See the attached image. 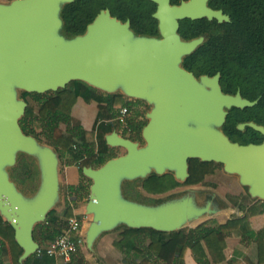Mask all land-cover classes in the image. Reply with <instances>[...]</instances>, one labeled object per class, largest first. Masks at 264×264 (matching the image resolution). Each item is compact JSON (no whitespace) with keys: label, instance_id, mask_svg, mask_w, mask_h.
Returning a JSON list of instances; mask_svg holds the SVG:
<instances>
[{"label":"water","instance_id":"1","mask_svg":"<svg viewBox=\"0 0 264 264\" xmlns=\"http://www.w3.org/2000/svg\"><path fill=\"white\" fill-rule=\"evenodd\" d=\"M74 1L0 2V217L12 226L23 251L19 264L35 256L40 248L34 236L36 226L63 202L60 154L21 127L28 108L24 92H57L79 81L149 107L142 142L114 130L105 135L107 145L126 153L99 168L82 169L91 181L82 236L93 254L99 240L121 226L173 233L225 214L227 209L214 196L207 200L198 188L158 205L125 196V183L152 174L172 173L185 183L190 160L223 165L224 172L237 177L252 199L264 202V141L241 145L222 130L230 109L252 107L257 101L224 94L220 74L197 78L183 67L203 38L184 41L178 33L180 21L211 18L207 0H190L181 6L153 0L159 4L155 17L160 21V38L135 35L129 23L112 17L109 10L102 11L84 34L67 38L61 33L62 13ZM248 126L264 136V127ZM20 155L36 165L33 193L23 192L12 179L11 170Z\"/></svg>","mask_w":264,"mask_h":264},{"label":"trees","instance_id":"2","mask_svg":"<svg viewBox=\"0 0 264 264\" xmlns=\"http://www.w3.org/2000/svg\"><path fill=\"white\" fill-rule=\"evenodd\" d=\"M11 1V0H7ZM100 2L97 0H78V2L69 5L63 10L62 18L64 27L61 33L67 38H72L82 34L85 31L86 25L91 23L97 14ZM69 9V13H67ZM67 14L70 20L67 19ZM184 39L189 40L194 37V34H183ZM183 67L189 72L194 73L197 77L206 74H214L217 70H213L209 64L207 57V45L202 46L195 54H192L184 59ZM22 98L28 103V108L25 116L20 121L21 127L28 135L36 137L39 141L47 143L55 148L60 154L62 165L78 166L82 174L83 167L92 166L99 168L108 160L118 157L115 149L110 148L105 140V135L120 130V127L115 123L103 124L93 130H86L76 122L73 116V111L80 99L87 103L95 102L100 113V119L114 120L119 111L124 107H129L131 104L126 101V97L121 94L109 95L102 93L87 84L75 81L67 85L65 89H60L57 92H49L46 94H29L22 93ZM33 100L38 107L37 113H33L31 109V101ZM140 102V101H137ZM142 103V102H140ZM234 114L225 126L235 128L236 120ZM131 132L141 135V131L145 122L136 121V119L128 120ZM72 129L70 135L66 134L62 126ZM124 137L133 141L138 138H133V135H128L129 130L124 131ZM132 134V133H131ZM133 136V137H132ZM100 137V142L98 141ZM131 137V138H130ZM222 165L214 162H202L200 160H190V177L185 182L186 185H196L204 181L208 174L214 173L215 169ZM12 179L25 193H33L37 188L38 171L34 161L26 156L20 155L18 164L11 170ZM172 173L159 176L152 174L145 180H137L124 184V193L128 199L152 203H161L152 198H144V193L149 195H161L181 186ZM74 190V188H71ZM80 188H78L79 191ZM89 196V193H87ZM146 202V201H145ZM244 215L233 217L225 224L217 228L209 227V223L205 222L196 228L183 229L173 233L157 232L152 229H129L121 226L116 231L120 232L121 240L115 243V246L122 252L128 254L129 251L141 253L142 246L145 241L149 240V245L146 250L156 256L157 261L163 264H181L186 252L190 249L193 257L202 262L207 259L204 250L203 242L215 253L220 263L225 261V250L227 248L226 239L232 233H241L248 235L258 243L260 256L264 255V230L254 233L248 230L247 223L251 217L264 213L256 206L250 208H242ZM74 216L73 207L67 205L63 212L57 210L51 212L47 220L43 224L36 226L34 231L35 239L40 245L49 244L56 237L62 235L67 228L68 221ZM0 264L6 255H11L14 264H19V257L22 254V249L15 241V232L10 224L5 222L0 217ZM48 257L38 258L36 255L31 257L26 264H30L36 260H40V264H52ZM70 264H87L83 256L73 255ZM140 264H146L142 262ZM264 264V257L260 258V263Z\"/></svg>","mask_w":264,"mask_h":264},{"label":"flooded vegetation","instance_id":"3","mask_svg":"<svg viewBox=\"0 0 264 264\" xmlns=\"http://www.w3.org/2000/svg\"><path fill=\"white\" fill-rule=\"evenodd\" d=\"M97 1L100 2V5L94 19L102 11L109 10L112 17L118 19L122 23H129L130 29L135 35L154 38L161 37L160 21L155 17L159 11V4L157 2L153 0ZM189 1L190 0H170V5L181 6L183 3ZM76 2H78V0H75L72 4ZM206 7L212 14L211 18L204 17L196 20L184 19L180 21L178 33L182 39L187 42L203 38V42L192 54H195L202 46L207 45V57L212 71L218 68L222 69L217 70L214 74H206V76L214 77L220 74V85L224 94L230 96H237L240 94L243 99L251 102L257 101L255 106L246 107L244 109L232 108L228 111L226 123L222 128L225 135L228 136L231 141L241 145L262 144L264 136L249 127L248 124L254 123L264 127V0H207ZM67 13H69V9H67ZM69 16L70 15L67 14L68 21L70 20ZM88 25H86L85 31ZM183 34H194V37L186 40ZM201 76L196 77L200 78ZM144 105L148 107L146 104ZM129 109L130 115L128 120L136 119L138 115L137 112L133 113V109L130 106ZM148 111H146L143 118L145 125L147 124L146 114ZM234 114L236 115L235 128L229 127L224 129L229 119L233 117ZM136 121L141 120L136 119ZM110 123L117 124V122L113 120ZM242 124L246 126L243 130H240L239 126ZM127 130L131 132L129 124ZM117 131L122 136L125 135L124 130ZM128 135L131 134H126V136ZM137 141L142 142V137L140 136ZM219 168L222 169L226 177H233L238 181L237 177L225 173L222 165L216 168L214 173L208 174L201 183L196 185L181 183V186L161 195H149L143 192L144 198H152L155 201L162 200L165 202L189 191L187 190L184 192L181 190L182 187H192V189L198 188L200 196L207 200L214 196L227 210H233V213L228 212V214H226V216H231L229 219H232L235 215L237 216L240 213L244 215V211L242 210L243 207L250 208L256 206L258 208V203H262L264 206L263 201L252 199L248 194V189L243 187L239 181L238 183L242 188L241 192L238 194L222 193L216 184L207 180L208 177L217 175ZM145 201L137 202L148 205L163 203L151 204L147 202V200Z\"/></svg>","mask_w":264,"mask_h":264},{"label":"crops","instance_id":"4","mask_svg":"<svg viewBox=\"0 0 264 264\" xmlns=\"http://www.w3.org/2000/svg\"><path fill=\"white\" fill-rule=\"evenodd\" d=\"M90 105L91 103L85 102L83 99H80L77 103V105L74 108L73 116L74 118L78 119L84 129L90 131V129L87 128V115L79 116L78 117V110L77 108L84 106V105ZM78 117V118H77ZM124 129V128H123ZM73 169H76L75 167H72ZM260 211L262 208H258ZM228 212H232L233 210H227L225 214L220 215L214 219H218L220 217L226 216ZM243 216V213L239 214V217ZM211 220H208L209 227L217 228L218 226L225 224L228 220L221 221L219 220L218 224L215 225ZM247 227L249 231H252L254 233H258L262 230H264V213H260L258 215H255L250 218V220L247 223ZM118 233L117 231L105 234L98 242L97 244V255L89 252L85 247L84 249L86 252L84 254H81L78 252L75 254V257L77 256H83L87 264H140L142 262H146V264H163L159 261H157L156 256L152 253H149L146 250V247L149 245V240L145 241L142 246L141 253H138L136 251H129L128 254L122 252L121 250L117 249L115 246V243L119 241L118 239ZM0 239L4 241L1 237ZM227 248L224 252L225 254V261L221 262L219 261L218 256L215 253H212L211 250L207 247V245L203 242L204 250L207 255V259H204L202 262L197 261L193 257L192 251L189 249L184 259L182 260L181 264H259L260 258L264 257V255L260 256V250L257 241L255 238H252L248 235H242L241 233H232L229 235L226 239ZM84 250V251H85ZM91 256L95 257L94 260H92ZM73 258V256H72ZM71 258V260H72ZM52 264H70L71 260L69 262H65L62 259H52V258H46ZM42 260V259H40ZM36 260L30 264H40L41 261ZM2 264H14V261L12 259L11 255H6L2 259Z\"/></svg>","mask_w":264,"mask_h":264},{"label":"rangeland","instance_id":"5","mask_svg":"<svg viewBox=\"0 0 264 264\" xmlns=\"http://www.w3.org/2000/svg\"><path fill=\"white\" fill-rule=\"evenodd\" d=\"M7 0H0V2H5ZM107 1H111V0H107ZM31 109L32 112L35 114L38 111V107L37 104L31 99ZM126 101L129 102L131 105L130 107L133 109V113L137 112V120H143L144 118V114L146 113V111H148V107H146L143 103L137 102L135 100H131L126 98ZM78 110V117L87 115V128L90 130L95 129L96 127L98 128V134L100 133V127L103 124H108L111 121L109 119H100V113L97 107V103L92 102L90 105H84L81 106L79 108H77ZM118 116V115H117ZM77 117V118H78ZM76 122H80L78 119H76ZM115 122V121H114ZM79 124L82 125V123L80 122ZM117 125L121 128V130H124L121 124ZM83 126V125H82ZM62 129L65 131L66 134L70 135L72 129L66 126H62ZM127 130V129H126ZM123 132V131H122ZM131 134V133H130ZM131 135H133V138H140V134L137 137V134L132 133ZM131 138V137H130ZM99 143L100 142V137L98 139ZM115 152L117 154V156L123 155L125 154V150L124 149H115ZM72 167H75L76 169H73ZM62 186H63V202L60 204L59 208H58V212L61 213L63 212V210L65 209V207L69 204L73 207V211L74 214L76 215H84L85 214V209H86V205L88 202V197L87 193H89V189L91 186V181L86 178L83 174L80 173L79 171V167L78 166H68V165H62ZM208 181L214 183L217 185V187L222 191V193H229V194H238L239 192L242 191V188L240 187V184L238 183L236 178L233 177H226L224 175V173L222 172V169L219 168V171L217 172V175L214 176H210L207 178ZM71 188H74V190H72ZM78 188L79 191H78ZM192 187H182L181 190H183L184 192L187 190H191ZM188 192V191H187ZM258 208H262L263 209V204L262 203H258ZM233 216V215H232ZM239 216V214L237 215ZM235 215V217H237ZM229 218H231V216H224V217H220L218 219H213V223L215 225L218 224L219 220H228ZM87 222V221H86ZM118 239L121 240V235L120 233H118ZM37 240H39V238H37ZM85 246H82L79 249V252L81 254L88 253L86 252V250L84 249ZM118 249V248H117ZM85 250V251H84ZM77 254V253H76ZM97 255V249H96V254ZM92 260L95 259V257L91 256Z\"/></svg>","mask_w":264,"mask_h":264},{"label":"built area","instance_id":"6","mask_svg":"<svg viewBox=\"0 0 264 264\" xmlns=\"http://www.w3.org/2000/svg\"><path fill=\"white\" fill-rule=\"evenodd\" d=\"M130 115L129 107H124L119 111L118 116L113 120L118 124L128 129V117ZM87 221V216H74L68 221L67 228L64 233L56 237L49 244L40 245L36 252L38 258L62 259L69 262L73 255L79 252V249L84 246V238L82 236L84 225Z\"/></svg>","mask_w":264,"mask_h":264}]
</instances>
